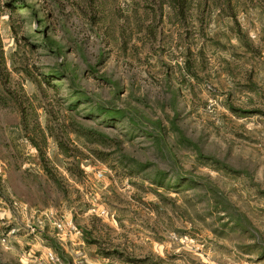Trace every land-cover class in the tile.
I'll list each match as a JSON object with an SVG mask.
<instances>
[{"label": "rangeland", "instance_id": "1", "mask_svg": "<svg viewBox=\"0 0 264 264\" xmlns=\"http://www.w3.org/2000/svg\"><path fill=\"white\" fill-rule=\"evenodd\" d=\"M0 264H264V0H0Z\"/></svg>", "mask_w": 264, "mask_h": 264}, {"label": "built area", "instance_id": "2", "mask_svg": "<svg viewBox=\"0 0 264 264\" xmlns=\"http://www.w3.org/2000/svg\"><path fill=\"white\" fill-rule=\"evenodd\" d=\"M46 258L49 262L54 263L58 261V258L53 253H48Z\"/></svg>", "mask_w": 264, "mask_h": 264}]
</instances>
